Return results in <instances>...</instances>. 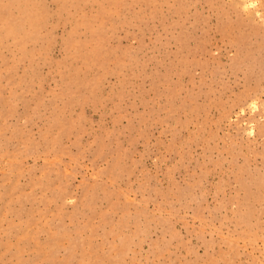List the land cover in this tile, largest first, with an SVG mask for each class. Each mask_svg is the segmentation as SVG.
Here are the masks:
<instances>
[{
    "label": "rangeland",
    "instance_id": "rangeland-1",
    "mask_svg": "<svg viewBox=\"0 0 264 264\" xmlns=\"http://www.w3.org/2000/svg\"><path fill=\"white\" fill-rule=\"evenodd\" d=\"M0 264H264V0H0Z\"/></svg>",
    "mask_w": 264,
    "mask_h": 264
},
{
    "label": "bare ground",
    "instance_id": "bare-ground-1",
    "mask_svg": "<svg viewBox=\"0 0 264 264\" xmlns=\"http://www.w3.org/2000/svg\"><path fill=\"white\" fill-rule=\"evenodd\" d=\"M248 1H250V0H248ZM253 4V3H252ZM247 5V4H246Z\"/></svg>",
    "mask_w": 264,
    "mask_h": 264
}]
</instances>
